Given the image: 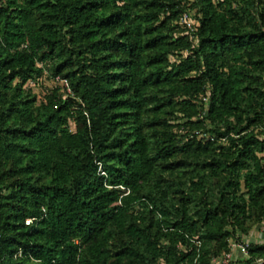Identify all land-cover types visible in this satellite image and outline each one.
<instances>
[{"label": "trees", "instance_id": "obj_1", "mask_svg": "<svg viewBox=\"0 0 264 264\" xmlns=\"http://www.w3.org/2000/svg\"><path fill=\"white\" fill-rule=\"evenodd\" d=\"M262 227L264 0H0V264H264Z\"/></svg>", "mask_w": 264, "mask_h": 264}, {"label": "built area", "instance_id": "obj_2", "mask_svg": "<svg viewBox=\"0 0 264 264\" xmlns=\"http://www.w3.org/2000/svg\"><path fill=\"white\" fill-rule=\"evenodd\" d=\"M180 23L181 26L184 27L185 29L189 30V31H193L195 29V23L194 20L192 19L191 15H189L188 13L183 14L180 17ZM64 85L68 88V90L70 91L69 85L66 82H63ZM99 172L101 175H104L105 177H107L106 172L104 171V169L102 168V165H99ZM36 218H29L26 220V224H31ZM262 229V238L261 235L258 236V234L254 235L255 232L252 234V236L254 235L255 237L257 236L258 238H261V240L264 241V227L260 228V231ZM248 243L249 241L247 239H245L244 237L241 238V240L238 242H233L232 244V250L228 253H226L223 257L215 259L214 260V264H237L236 261L239 258H246L247 254H248Z\"/></svg>", "mask_w": 264, "mask_h": 264}, {"label": "rangeland", "instance_id": "obj_3", "mask_svg": "<svg viewBox=\"0 0 264 264\" xmlns=\"http://www.w3.org/2000/svg\"><path fill=\"white\" fill-rule=\"evenodd\" d=\"M43 82H44V87H48V88H49V87H52V81H51V80L45 78ZM33 87H34L35 91H36V92H39V93L42 91V89H44V87H43L41 84H40V85H33ZM42 87H43V88H42ZM259 229H260V228H258V229L256 228V229L254 230V232H255L254 235H256V234H258V236L261 235V238H262L263 236H262V234L260 233V230H259ZM254 232H253V233H254ZM249 238L252 239V234L248 237V239H249ZM261 238H258V237L256 236V240H257V239H261Z\"/></svg>", "mask_w": 264, "mask_h": 264}]
</instances>
